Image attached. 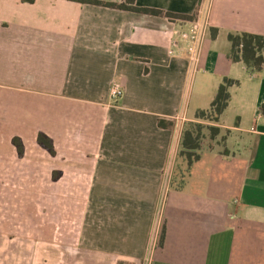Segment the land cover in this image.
Masks as SVG:
<instances>
[{
  "label": "crops",
  "instance_id": "0c3cea01",
  "mask_svg": "<svg viewBox=\"0 0 264 264\" xmlns=\"http://www.w3.org/2000/svg\"><path fill=\"white\" fill-rule=\"evenodd\" d=\"M135 5L195 20L209 11L206 43L223 33L264 35V0ZM181 22L74 0H0V160L6 175L28 167L50 175L46 185L36 182L33 203L10 207L39 209L25 223L38 230L64 217L67 237L81 241L74 246L91 264H264V68L251 75L230 58L231 44L220 72L221 57L209 45L200 67L211 65L221 76L210 107L191 111L198 71L186 53L169 52ZM225 77L242 81L231 87L227 109L234 88L247 80L252 102L242 103L234 125L221 116L215 143L187 169L181 127L204 122L197 113L211 108ZM114 81L125 89L117 103L110 97ZM40 133L55 154L39 143ZM221 136L233 149L216 147ZM13 238L44 242L30 234Z\"/></svg>",
  "mask_w": 264,
  "mask_h": 264
},
{
  "label": "rangeland",
  "instance_id": "374dc122",
  "mask_svg": "<svg viewBox=\"0 0 264 264\" xmlns=\"http://www.w3.org/2000/svg\"><path fill=\"white\" fill-rule=\"evenodd\" d=\"M209 45L212 47V50L216 52L217 56L220 55L221 62L218 64L220 66L219 71L224 72L226 68L223 62L227 61L225 60L226 55L229 54L231 48V43L227 34L223 33L217 41L213 39L208 40L204 50L205 53L209 50ZM220 72H217L211 65L205 66L201 64L192 85L193 101L190 104L191 111H193L196 106H198V108L210 107L209 96L214 92L212 86L214 82L219 80L221 76ZM249 73L254 75L260 74L261 72L250 71ZM244 74L246 75V73ZM250 84L252 85L253 82L247 80L242 86H236V88H234V102L223 115L225 124L234 125L237 120V114L242 110V103H246L247 101L252 102L253 96H251L249 92ZM202 120L204 121L201 123L202 151L206 152L208 150L204 147H211L218 136H214V132L210 127L217 128L216 124L218 122L209 118ZM191 126L190 124L187 128ZM223 137L224 136H221L219 138V143L221 144H216V147L224 150L225 147L228 146L230 149H233L231 144H222L225 140ZM18 161L20 160L17 159L16 162ZM28 169L29 170H25V174L23 175H21V171L11 174L8 172L6 175L4 173L3 159L0 160V264H91L92 262L86 261L82 249H77V247H75L79 244L80 240L78 238L69 239L67 237L68 225H66L63 220L64 217L60 219L58 223L48 224L46 229L42 228L38 230L35 226L29 225L28 227L25 223L26 221H33L32 212L35 210L39 211V209H35L34 207H27L24 209L10 207L11 201L18 202L19 200L28 204L33 203L36 199L35 194H38L35 192L36 182L39 180V183L42 182L46 185L49 180L50 175L42 174L41 176H36L30 167H28ZM21 209L27 212L26 218L22 220H20L17 213L20 212ZM40 210L42 211L44 209ZM64 210L66 211V209ZM45 217L44 215V220ZM34 224H36V222ZM27 234H30V236L32 235L36 239L43 240L44 242L13 238L14 236L26 237ZM49 240H56L55 245L46 242ZM153 244L156 246L155 240ZM145 263L148 264V262Z\"/></svg>",
  "mask_w": 264,
  "mask_h": 264
},
{
  "label": "trees",
  "instance_id": "16d2710c",
  "mask_svg": "<svg viewBox=\"0 0 264 264\" xmlns=\"http://www.w3.org/2000/svg\"><path fill=\"white\" fill-rule=\"evenodd\" d=\"M27 3H34L36 0H23ZM84 4H96L108 7H114L119 9H126L136 11L140 13H146L156 16H165L171 20L179 21H194L196 15L179 14L169 11H164L156 8L139 7L136 4V0H124L122 3L105 2L102 0H74ZM228 38L232 44L230 58L234 62L243 61L251 71H261L264 68V35L255 34L250 32H238L230 33ZM240 85V81L225 77L220 84L216 97L211 104L209 110H201L197 113V116L202 119H213L215 122H219L221 116L225 113L229 107L232 94L231 87ZM261 112L264 114V103L260 107ZM191 127L187 128L183 134L182 149L180 155L187 161V169L201 159V150L203 145L201 142V123H191ZM214 132V136L220 133V129L217 127H210ZM39 143L44 146L51 154H55V148L53 141L45 134L40 133L38 136ZM14 143L19 149L20 155L24 153L23 145L20 138H14ZM166 239V225H163L161 236L159 240V246L162 247ZM119 264H131L126 262H119Z\"/></svg>",
  "mask_w": 264,
  "mask_h": 264
},
{
  "label": "built area",
  "instance_id": "2783aa9c",
  "mask_svg": "<svg viewBox=\"0 0 264 264\" xmlns=\"http://www.w3.org/2000/svg\"><path fill=\"white\" fill-rule=\"evenodd\" d=\"M211 20L210 12H207L206 17L194 21H182L180 27L174 31L172 39L171 55L186 53L193 63L195 70L200 69V63L203 57V52L206 40L210 34ZM125 89L120 81H114L110 89V97L114 103H117L124 95ZM177 120L184 123L185 115H177ZM182 135L184 127L182 125Z\"/></svg>",
  "mask_w": 264,
  "mask_h": 264
}]
</instances>
